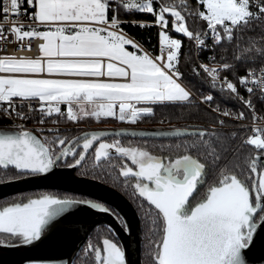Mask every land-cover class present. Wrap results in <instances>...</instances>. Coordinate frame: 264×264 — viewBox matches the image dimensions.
Wrapping results in <instances>:
<instances>
[{"label": "snow or ice", "instance_id": "1", "mask_svg": "<svg viewBox=\"0 0 264 264\" xmlns=\"http://www.w3.org/2000/svg\"><path fill=\"white\" fill-rule=\"evenodd\" d=\"M189 20L198 27L191 29ZM126 24L156 27L157 51L125 31ZM254 26L264 27V0H0V115L21 121L0 129V183L46 178L58 167L84 168L89 156L95 170L116 157L120 163L112 167H118L126 188L133 181L140 207L146 203L151 213L150 264H249L256 245H264V126L256 124L250 99L254 90L264 99V67L259 74L248 68L244 75L227 62L191 69L197 77L203 74L210 89L252 111L253 123L242 126L250 134L242 141L249 152L240 163L218 166L221 156L212 140L221 137L208 129L163 133L191 140L161 145L156 154L146 140H121L146 132H86L70 139L59 129L33 130L25 122L58 124L63 118L135 125L153 117L157 107L200 105L243 121V111L213 107L211 93L196 100L179 68L182 40L174 34L200 51L209 36L215 49ZM34 42L36 56L8 53L13 45L17 53L31 52ZM250 45L245 52L264 58V47L255 40ZM192 149L211 160L202 161ZM80 206L111 212L104 203L53 192L0 203V247L38 250L56 243L55 232L71 224L72 210ZM87 252L94 264H126L124 249L110 236L98 244L89 241Z\"/></svg>", "mask_w": 264, "mask_h": 264}, {"label": "trees", "instance_id": "2", "mask_svg": "<svg viewBox=\"0 0 264 264\" xmlns=\"http://www.w3.org/2000/svg\"><path fill=\"white\" fill-rule=\"evenodd\" d=\"M191 2V0H189ZM189 26L191 29H196L198 25L194 24L189 20ZM125 31L130 35L134 36L139 40L142 45L154 53L158 48V39H157V28H139L130 25H124ZM264 27L254 26L252 30H249L243 34L238 35V37L233 41V43H225L222 47L218 46L215 49L211 50V53L214 51L216 54V63L220 64L223 62L230 63L235 66L236 75L246 74L248 68L258 69L264 66V58L260 57L256 53L245 52L244 49L250 47V40L256 41V47H264ZM175 38L182 40L181 56L179 68L181 72L185 74V81L188 83V86L191 88L192 92L199 97L201 93L203 94H213L214 104L213 107L219 105V107H229L235 104L234 99H229L225 95L218 93L217 91L210 89L203 74L200 77L195 76L191 69L198 65L196 60V55L194 51L193 43L190 42L187 38L182 37L181 34H174ZM241 56V59L237 60L236 56ZM255 57V60L253 59ZM219 120L212 112H210L203 105L194 106V107H169V108H160L157 107L155 115L151 118H145L143 121L138 122L135 125H132L130 128H152L159 126H171L176 128H192V129H208L215 131L221 137V140L218 142L214 138L212 140V146L216 148V151L220 154L221 159L218 161V166H224L226 164L240 163L242 162L245 155L248 154L249 148L242 144L243 139L249 133L231 127L229 124H224L221 126L219 123L214 121ZM8 120L6 117L0 115V128L6 126ZM60 128L59 133L62 136H67L70 139H73L86 131V129H91L94 127H122L123 123L118 121L110 122H96L92 119H86L78 123L68 122L66 120H61L57 124ZM235 134L234 136L232 134ZM185 139L191 138H182L174 140H146L150 150L156 154H160V147L168 145H176L182 143ZM111 140V139H109ZM122 142L127 143V141L132 140L133 142L142 143L144 140L140 139H131V138H122ZM201 153H205L204 149H201ZM164 154H167L166 152ZM191 154L198 156L202 161L211 160V157L205 154H200L196 149L191 150ZM120 161L113 157L111 161H101L100 167L93 170V158L89 156L86 159L84 168L77 170L76 175L95 179L100 181L120 193H122L135 207L138 211V215L141 220L142 228V263L150 264V258L148 256V247L150 239V226H151V213H149L148 207L145 203V207H140L141 200L134 194L133 188L130 184L126 188L124 186V178L118 175V167L113 168L112 165H119ZM88 170V175H80V172ZM95 172V174H93ZM2 175V173H0ZM212 177L209 176L211 181ZM199 190V189H198ZM58 194H67L64 192L57 191H47ZM39 192L28 193L30 195L36 194ZM76 196V195H72ZM78 197V196H76ZM16 198V196L8 197L4 200H1L0 203L5 200L9 201ZM105 227V226H104ZM84 264V263H82ZM88 264V263H87Z\"/></svg>", "mask_w": 264, "mask_h": 264}, {"label": "water", "instance_id": "3", "mask_svg": "<svg viewBox=\"0 0 264 264\" xmlns=\"http://www.w3.org/2000/svg\"><path fill=\"white\" fill-rule=\"evenodd\" d=\"M5 129V128H0ZM177 128H103L86 132L136 131L146 132V137H122L140 140H174L185 137L163 135ZM189 131L193 129H188ZM39 135V134H38ZM77 136V137H78ZM121 138V139H122ZM74 139V138H73ZM109 140L112 137H106ZM91 152V150H90ZM78 169L58 167L48 177L21 179L0 183V201L21 193L57 191L104 203L115 212L127 227H123L112 213H101L80 206L72 210L71 224H61L55 232L56 243H50L38 250L0 247V264H30L44 261L45 264H71L89 235L98 227L110 228L119 239L125 251L126 264L142 263V228L140 218L133 204L116 189L95 179L76 175ZM249 264H264V245L257 244L247 257Z\"/></svg>", "mask_w": 264, "mask_h": 264}, {"label": "built area", "instance_id": "4", "mask_svg": "<svg viewBox=\"0 0 264 264\" xmlns=\"http://www.w3.org/2000/svg\"><path fill=\"white\" fill-rule=\"evenodd\" d=\"M24 23L25 24L28 23V20H27L26 17L24 18ZM192 43H193V46H194V51H195L196 60H197L198 65L201 64V63L208 64L210 67L213 66L214 64L215 65H219L218 63L215 62L216 61L215 52L213 51L211 53V50L213 48L211 46V37L210 36L208 37V39L206 41V43L208 44V47L204 48V49H202L200 51H197L194 42H192ZM14 47L15 46L13 45V46H10L8 48V53L9 54L27 55V56H36L38 54L37 51H36V43L35 42L33 43V50L31 52H19V53H17V52H15ZM2 54L3 53L0 52V55H2ZM212 57H215L214 61L211 59ZM262 67H264V66H262ZM260 68L256 69L257 74H259V69ZM241 94L246 99L249 98L248 94L243 89H241ZM195 98H196L197 101L199 100V97L195 96ZM250 99H251L252 105H253V107L255 109L256 116L258 117V119L256 120V124L259 125V126H264V99L261 98L260 93H259L258 90H254V93L252 94ZM203 106L205 108H207V106H205V105H203ZM220 109L230 111L233 114L243 111L244 114H245V119L243 121H240V120H235L232 117H223V116H220L218 113H213L212 112L215 116L218 117V119H223L225 121L224 124H226V125L229 124L231 127H235V128L243 130L242 126L251 125L253 123L252 111L247 106L241 104L237 100H235V104L234 105L229 106V107H220ZM208 110L211 112L210 109H208ZM6 119L8 120V124L6 126L2 127V128H9L13 123H21V121H19V120L12 121V120H10L7 117H6ZM61 120H64V119L61 118ZM25 123H26L28 128L33 129V130H37V129H41V128H43L45 130H47L49 128L59 129L60 130V128L57 126V124L51 123L50 120H49V122H47V123H45L43 125H40V124L36 123L35 120L30 121V122H25ZM37 134L40 135L39 132H37Z\"/></svg>", "mask_w": 264, "mask_h": 264}, {"label": "flooded vegetation", "instance_id": "5", "mask_svg": "<svg viewBox=\"0 0 264 264\" xmlns=\"http://www.w3.org/2000/svg\"><path fill=\"white\" fill-rule=\"evenodd\" d=\"M129 184L131 185L132 183L129 181ZM42 192H46V191H41L39 193H42ZM29 193H31V192H29ZM28 195H30V194L21 193V194L15 195V196L17 198V197H20V196H28ZM78 198H81V197L78 196ZM82 198H84V197H82ZM111 212L117 217V219L121 223V221H122L121 218L115 212H113L112 210H111ZM137 214H139L138 211H137ZM140 222H141V220H140ZM122 226L124 227L123 224H122ZM105 236H110L112 239H114L121 246V243H120L119 239L115 236L114 232L110 228H108L106 226L105 227L104 226H100V227L96 228L89 235L88 239L86 240L84 245L80 248V250L77 252V254L74 257V259H73L71 264H82V263H84V264H87V263L88 264H94L93 256L87 252V245H88L89 241H91L93 244H98L100 242V240H102V238H104ZM141 237H142V235H141Z\"/></svg>", "mask_w": 264, "mask_h": 264}, {"label": "rangeland", "instance_id": "6", "mask_svg": "<svg viewBox=\"0 0 264 264\" xmlns=\"http://www.w3.org/2000/svg\"><path fill=\"white\" fill-rule=\"evenodd\" d=\"M175 38V37H174ZM195 95V94H194ZM196 96V95H195ZM132 126V124H128V123H123V126L122 127H117V128H130ZM106 128H113V127H106ZM150 128V127H149ZM152 128H176V127H171V126H159V127H152ZM91 129H103L101 127H94V128H91ZM177 129H192V128H177ZM87 130H90V129H86ZM194 130V129H193ZM85 132V131H84ZM131 183H133V181H130ZM47 192V191H46ZM7 201V200H5ZM3 203V202H2Z\"/></svg>", "mask_w": 264, "mask_h": 264}]
</instances>
